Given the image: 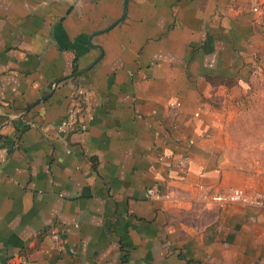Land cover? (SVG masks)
<instances>
[{"label":"crops","instance_id":"crops-1","mask_svg":"<svg viewBox=\"0 0 264 264\" xmlns=\"http://www.w3.org/2000/svg\"><path fill=\"white\" fill-rule=\"evenodd\" d=\"M121 6L0 0V264H264V0Z\"/></svg>","mask_w":264,"mask_h":264},{"label":"built area","instance_id":"built-area-1","mask_svg":"<svg viewBox=\"0 0 264 264\" xmlns=\"http://www.w3.org/2000/svg\"><path fill=\"white\" fill-rule=\"evenodd\" d=\"M250 10L252 12H257L258 8L256 6H252ZM74 117L75 112L72 110L59 121L57 130L60 132H65L67 129L72 128L75 123ZM177 164L180 165L181 162L178 161ZM144 195L146 198L150 199H157L162 196L157 187L146 188ZM207 200L220 204H236L241 207H264V193L247 192L236 187H229L221 192L212 193L207 196ZM51 237L58 239V235L55 232H51Z\"/></svg>","mask_w":264,"mask_h":264},{"label":"rangeland","instance_id":"rangeland-1","mask_svg":"<svg viewBox=\"0 0 264 264\" xmlns=\"http://www.w3.org/2000/svg\"><path fill=\"white\" fill-rule=\"evenodd\" d=\"M262 100L264 101V97H252V99H250V103L247 105V110L250 112L242 113L240 115V119L243 121V124L236 123L239 132L236 137L240 140V143L233 146V150L235 152H238L239 148L244 152H264V145H260L258 143L256 144L254 142L257 137L261 136L264 138V129L254 128L255 121L256 119L258 120L260 116V113H256V111L258 110L260 101Z\"/></svg>","mask_w":264,"mask_h":264},{"label":"water","instance_id":"water-1","mask_svg":"<svg viewBox=\"0 0 264 264\" xmlns=\"http://www.w3.org/2000/svg\"><path fill=\"white\" fill-rule=\"evenodd\" d=\"M126 5H127V0H122V6H121V14L118 18H116L113 22H111L108 26L104 27L102 30H100L99 32H105L107 30H109L110 28H112L115 24H117L118 22H120L124 16H125V13H126ZM90 40V37L88 38V41ZM96 48L99 50L100 52V48L98 46H96ZM90 67V66H89ZM88 69V68H87ZM86 70V69H85ZM84 71V70H82ZM82 71H78L74 74H78ZM72 74V75H74ZM55 85V83L52 84V87Z\"/></svg>","mask_w":264,"mask_h":264}]
</instances>
